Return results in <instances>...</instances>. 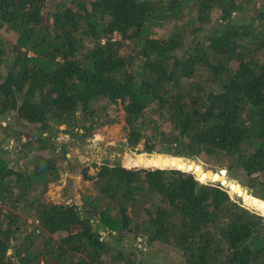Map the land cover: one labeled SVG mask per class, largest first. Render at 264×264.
<instances>
[{"label": "trees", "instance_id": "obj_1", "mask_svg": "<svg viewBox=\"0 0 264 264\" xmlns=\"http://www.w3.org/2000/svg\"><path fill=\"white\" fill-rule=\"evenodd\" d=\"M3 30L0 264H147L126 232L187 264H264V215L223 186L264 212V0H0ZM119 104L127 144L154 153L105 161L81 207L43 201L67 153L56 137L118 122ZM14 120L36 130L32 167L2 144ZM200 156L225 176L187 160Z\"/></svg>", "mask_w": 264, "mask_h": 264}, {"label": "rangeland", "instance_id": "obj_2", "mask_svg": "<svg viewBox=\"0 0 264 264\" xmlns=\"http://www.w3.org/2000/svg\"><path fill=\"white\" fill-rule=\"evenodd\" d=\"M257 3L258 2H256L255 5ZM251 6L252 5L249 6L250 10L248 12L250 14L251 12H254V10H251ZM240 18L243 19L244 17L241 16ZM155 31L160 34H163L164 32V30L161 28H156ZM0 35H2L4 39L11 42L16 40L15 36L10 31L3 30L0 32ZM119 37L120 36L117 33H115L113 36L114 39H118ZM124 114L125 110L122 108L121 104L112 106L109 110V116H117L119 119L118 122L104 125L103 127L88 133V135H84L83 131L81 130L72 136L59 134L56 137L55 141L57 145H60L57 141L61 143H63L65 140L67 141V153L66 157H64L62 161H59L58 179L54 182H49L47 190L41 196L43 201L54 204H74L78 207H81L84 203V196H91L97 193L95 188V178L97 172L105 163V161L110 164H115L121 161L126 163L128 158L142 154L151 155L154 153L144 152V140L135 148H132L127 144L128 129H125L126 122ZM14 121V125L20 130H17L14 133V136L7 139L2 144L5 146V148L9 149L12 158L11 165L14 168L32 167L33 162H30L28 158L24 157L25 153L21 149V143L26 142V140H35V136L30 137V135L28 137V135H26L27 137H25V132L29 134L35 132L36 130L32 125L17 120ZM18 122L19 124H17ZM3 137L4 135L0 131V140H2ZM147 158L150 162L156 163L157 165L168 163L167 158H159L155 160H153L150 156ZM187 160L195 162L197 165H201L203 170H213L217 178H222L227 173V170L224 167L222 168L219 166L218 159L212 158L207 160L204 156H200ZM85 174H89L93 177V179H86ZM227 177L236 181L243 188H246L249 194L252 195L251 190L244 186L239 179L231 178L228 174ZM201 180L218 182L207 179L206 177L204 178L203 176L201 177ZM223 186L228 189V191L236 200H240L244 206L264 215V212L254 209L246 204V202H244V200L239 195H237V193H233L228 188V186ZM31 197L32 193L30 192L23 198L26 201L30 200ZM129 215H131V213H129ZM31 221L32 219L30 218L28 223ZM103 236H108L107 232L104 231ZM115 236H117V233H113V237ZM126 236L127 238L124 244L122 243L120 246L124 248L126 253L134 252L135 255L133 258L136 262L138 258H144L147 264H187L182 250L172 244H150L146 237L134 238V235L131 232H126ZM9 253L12 254V250H10ZM11 264L18 263L13 261Z\"/></svg>", "mask_w": 264, "mask_h": 264}, {"label": "water", "instance_id": "obj_3", "mask_svg": "<svg viewBox=\"0 0 264 264\" xmlns=\"http://www.w3.org/2000/svg\"><path fill=\"white\" fill-rule=\"evenodd\" d=\"M179 169H181V168H179ZM188 171V170H187ZM212 172H214L213 170H211ZM198 176V175H197ZM218 181V180H217ZM218 182H220V181H218ZM222 184V183H221ZM246 189V188H245ZM246 191H248L247 189H246Z\"/></svg>", "mask_w": 264, "mask_h": 264}]
</instances>
